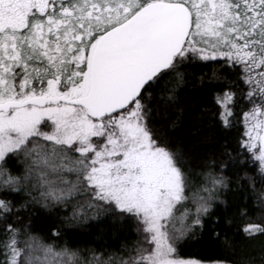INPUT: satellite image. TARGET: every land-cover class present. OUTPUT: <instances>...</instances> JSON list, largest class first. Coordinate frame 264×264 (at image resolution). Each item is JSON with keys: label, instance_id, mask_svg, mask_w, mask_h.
Listing matches in <instances>:
<instances>
[{"label": "snow or ice", "instance_id": "snow-or-ice-1", "mask_svg": "<svg viewBox=\"0 0 264 264\" xmlns=\"http://www.w3.org/2000/svg\"><path fill=\"white\" fill-rule=\"evenodd\" d=\"M0 264H264V0H0Z\"/></svg>", "mask_w": 264, "mask_h": 264}, {"label": "trees", "instance_id": "trees-1", "mask_svg": "<svg viewBox=\"0 0 264 264\" xmlns=\"http://www.w3.org/2000/svg\"><path fill=\"white\" fill-rule=\"evenodd\" d=\"M199 75V73H197ZM182 96H187L189 99L188 103L199 101L200 97L198 93L191 86L185 89V92L181 93ZM195 115V110L187 113L181 125H179L175 130H169L168 137L169 140L175 144L183 145L184 148L189 152L198 151H209V152H219L222 150V145L225 140L235 143L237 133L235 131H228L226 133L218 131L215 127H208L204 133L207 137L206 146H201L196 143L190 137V129L193 125V120L191 119ZM227 175H232V172H227ZM233 188H236V184H232ZM259 187V185H257ZM239 195V193H236ZM254 198V197H253ZM64 213H57L55 211L48 212L46 210L39 211L38 216L35 220L38 228L43 230L45 233L49 232L55 228H63L64 231L70 233L74 238L82 241H91L98 238L100 235H104L105 238L108 235L114 233L119 225H113L110 221H104L103 223H96L94 221H89L85 225H67L63 222L62 216ZM222 231L221 228H215L213 226L212 218L207 221L205 229L189 238L184 245V251L190 254H200V255H220L224 254L223 249V232L220 240L215 238L214 232ZM231 236V232L228 233ZM258 243V242H257Z\"/></svg>", "mask_w": 264, "mask_h": 264}]
</instances>
